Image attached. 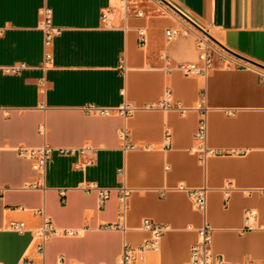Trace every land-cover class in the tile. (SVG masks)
<instances>
[{
    "label": "crops",
    "instance_id": "1",
    "mask_svg": "<svg viewBox=\"0 0 264 264\" xmlns=\"http://www.w3.org/2000/svg\"><path fill=\"white\" fill-rule=\"evenodd\" d=\"M168 1L264 66V0ZM44 7L61 28L50 46ZM187 23L161 0H128L126 11L113 0H0V264H118L125 247L135 264H187L204 215L180 187L204 185L213 254L264 264V67L224 50L206 76L187 75L184 65L203 64L197 28L166 37ZM15 65L25 66L11 71ZM164 100L189 110L163 109ZM122 104L135 109L121 114ZM199 104L208 108L206 144L222 151L205 164L195 136ZM43 145L73 152L55 150L41 174L19 149ZM91 183L109 190L102 204L83 189ZM45 219L57 232L40 252ZM144 219L166 230L140 252L152 237Z\"/></svg>",
    "mask_w": 264,
    "mask_h": 264
},
{
    "label": "built area",
    "instance_id": "2",
    "mask_svg": "<svg viewBox=\"0 0 264 264\" xmlns=\"http://www.w3.org/2000/svg\"><path fill=\"white\" fill-rule=\"evenodd\" d=\"M123 4V9L126 11V7L128 4V0H120ZM179 6V5H178ZM180 7V6H179ZM181 8V7H180ZM182 9V13L189 17L192 16L185 9ZM112 10L106 9L103 12L102 19L105 23L109 24L110 14ZM138 15H142L141 11H137ZM42 29L45 33V44L50 46L53 38L61 32V28L54 26L52 24V9L49 7H44L42 9ZM194 26L189 24V26L178 27V28H170L166 30V37L168 40H172L177 37L179 34L183 33L184 35H188L193 33L192 29ZM196 29V28H195ZM198 30V29H196ZM140 41L141 43H146V31L141 29L139 31ZM196 42L198 44V48L200 50V58L203 61L201 66H197L195 64H187L182 67L183 71L187 75H201L206 76L209 69L213 66L214 57L218 54L222 59L226 58V53L224 50L213 47L207 38H203L202 36L196 33ZM47 57L50 58L51 54L47 53ZM237 64V63H235ZM25 65L20 66H12L10 67L11 71H18L23 68ZM170 94V90L166 91V95ZM163 109H175L182 113H185L189 110L188 107L177 105L170 103L168 100H164L160 105ZM135 107L131 104H122L117 108V111L121 114L131 113ZM197 109L200 113V119L198 122V127L196 130V139L201 142L200 148V160L203 164L206 163V160L211 155H220L222 151L218 149H212L207 146L206 140L208 135V120H207V112L208 108L202 104H199ZM88 111H98L102 114H108L112 109L106 107H97L94 105H90L87 107ZM45 127L42 126L40 129L41 133H44ZM166 141L169 142V135H166ZM57 150L61 154L72 153V149L66 148H58L55 149L50 145H43L40 147H20V154L27 156L32 160L33 168L38 172L43 174L47 161L51 157L52 153ZM85 148L81 149V152H85ZM85 191H97L99 195L100 204H102L109 196V190L99 187L95 183H91L87 186H82ZM180 189H185L188 191L190 197L193 200L194 207L199 210L204 215L203 224L198 228V239L192 245L190 250V260L187 264H227V262L220 255H214L212 252V226L208 222L206 218L207 208H208V191L209 188L204 185L198 188H185L180 187ZM6 190V187L0 186V194H2ZM62 201L64 202V192H60ZM130 195V189L123 186L120 188L119 199L122 204L123 210H125L128 196ZM143 227L146 230H149L152 234L150 240L144 241V243L138 248V251L144 252L150 248L156 247L159 239L164 234L166 227L162 224L156 223L150 219H144ZM12 228L18 231H22L24 229L23 223H13ZM56 229H54L51 221L49 219H45L43 225L37 231L38 236L42 240V243L39 245L38 249L40 252L43 250V242L48 239L52 234L56 233ZM133 249L125 247L122 256L120 257L118 264H135L133 262Z\"/></svg>",
    "mask_w": 264,
    "mask_h": 264
},
{
    "label": "water",
    "instance_id": "3",
    "mask_svg": "<svg viewBox=\"0 0 264 264\" xmlns=\"http://www.w3.org/2000/svg\"><path fill=\"white\" fill-rule=\"evenodd\" d=\"M162 2H164L166 5H168L171 9H173L175 12H177L181 17H183L185 20H187L189 23H191L195 28H197L199 31H201L205 36L209 37L212 41H214L217 45H219L221 48H223L224 50L228 51L229 53L243 58L255 65L264 67L262 65H259L258 63H255L249 59H246L245 57H242L236 53H234L233 51H231L230 49H228L227 47H225L220 41H218L212 34H210L200 23L199 21L193 17V16H186L184 13H182V9L174 2L168 1V0H161Z\"/></svg>",
    "mask_w": 264,
    "mask_h": 264
},
{
    "label": "rangeland",
    "instance_id": "4",
    "mask_svg": "<svg viewBox=\"0 0 264 264\" xmlns=\"http://www.w3.org/2000/svg\"><path fill=\"white\" fill-rule=\"evenodd\" d=\"M113 4H114V6H116L117 8H119V9H123V4H122V2L120 1V0H113ZM187 25H189L188 23H187ZM194 28V27H193ZM195 29V28H194ZM210 34H212L213 36L215 35L216 37H218V35H217V33H215L213 30H211L210 28H205ZM196 31V33L198 34V35H200V36H202L203 38H207L208 40H209V42H210V44L213 46V47H218V48H220V49H222V50H224L223 48H221L219 45H217L214 41H212L209 37H207V36H205L201 31H199V30H195Z\"/></svg>",
    "mask_w": 264,
    "mask_h": 264
},
{
    "label": "bare ground",
    "instance_id": "5",
    "mask_svg": "<svg viewBox=\"0 0 264 264\" xmlns=\"http://www.w3.org/2000/svg\"><path fill=\"white\" fill-rule=\"evenodd\" d=\"M214 37H216L215 35H214ZM217 38V37H216Z\"/></svg>",
    "mask_w": 264,
    "mask_h": 264
}]
</instances>
